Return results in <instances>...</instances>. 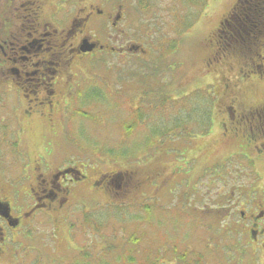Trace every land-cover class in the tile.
I'll return each instance as SVG.
<instances>
[{
  "label": "flooded vegetation",
  "instance_id": "obj_1",
  "mask_svg": "<svg viewBox=\"0 0 264 264\" xmlns=\"http://www.w3.org/2000/svg\"><path fill=\"white\" fill-rule=\"evenodd\" d=\"M134 4L135 0H0V264H12L18 256L16 245L35 215L68 216L84 197L105 203L127 196L131 187L138 195L156 177L170 185L171 193L188 184V177L196 179L193 189L188 185L182 190L181 200L207 207L240 235L255 263L264 264V40L239 71L226 68L208 132L211 136L217 128L219 134L202 139L199 146L194 145L199 140L190 142L185 154L169 159L162 151L148 167L124 170L90 168L57 155L66 104L83 63L95 58L106 68L112 62L118 68L124 61L139 62L146 56L139 40L118 33L134 14ZM222 25L220 21L208 35L216 41L210 59L221 60L217 48L222 49ZM211 140L230 154L206 175L202 168ZM182 157L190 161L185 167L180 165ZM192 161L196 169L185 171ZM214 182L219 184L210 200L215 208L204 202L205 187L210 189Z\"/></svg>",
  "mask_w": 264,
  "mask_h": 264
},
{
  "label": "rangeland",
  "instance_id": "obj_2",
  "mask_svg": "<svg viewBox=\"0 0 264 264\" xmlns=\"http://www.w3.org/2000/svg\"><path fill=\"white\" fill-rule=\"evenodd\" d=\"M142 1L155 6L154 10L150 11L151 19L147 21L148 24L153 23L152 15L155 19L163 17L171 22L165 27L171 39L177 38L176 31L187 20H181V16L189 17L198 13L199 16L188 32L178 40L175 51L166 58L160 55L159 48L151 51L155 57L161 56L157 58L158 62L148 59L151 56L149 53L145 56L146 59L139 62L124 61L118 68H115L116 64L113 62L106 68L100 59L95 58L91 60L92 62L86 60L83 63V72L77 76V85L73 86L69 95L71 102L66 104V135L63 132L57 139V155L60 159L68 160L70 157L74 161L79 160L76 163H85L90 168L98 166L103 170L125 169L137 165L146 166L147 162L157 153L163 151L166 158L175 159L178 152H185L190 142L199 140L195 144L199 146L201 139L206 138L201 134L200 136L191 135V133L199 132L197 127L193 126L191 131L179 133L176 137L162 136L153 145V139L157 136L148 127L150 124L152 126L153 120L163 117L159 112L161 110L150 109L148 112L145 106H149L147 101L154 95H149L147 92L151 90V93L154 91L162 93L165 88L166 96L173 101L172 104L177 102L176 107L171 108L172 111L165 109L166 119L169 115L171 118L175 117L180 109L183 110L181 113H187L190 106L191 108L193 106V111L195 110L197 114V101L207 104V99H209L207 96L216 94L215 88L218 90L219 85L222 84L217 72L218 66L223 68L230 66L231 73L238 70L243 63L242 59L237 62L234 58H246L231 51H223L221 60L209 58L216 48V41L207 38L220 25V21L225 24L220 29L228 38L229 34L226 31L228 25L236 33L240 32L245 35L248 32L247 27L241 23L243 20L235 18L232 13L237 0H209L206 7L198 8L187 1L183 3V7L179 4L180 8L174 11L172 10L174 0ZM139 2L140 0H135L134 14L130 16L128 22L121 25V31L119 30L118 33L121 32L130 40L140 38L139 43L148 47L146 40L148 38L140 30V23L142 18L145 19L149 15H142L140 9L136 11L135 7L139 6ZM173 14L178 18L173 17ZM153 27H147L146 32H150ZM138 33L144 35H141L143 38L139 37ZM240 38L248 39L245 36H240ZM245 51L248 52L247 49ZM211 74L214 75L211 76ZM251 75L255 73L251 72ZM93 93L97 95L93 97ZM79 112H85L86 115ZM155 112L157 113L154 114ZM87 114H91V119H88ZM138 119H140L138 130L129 134L131 125L133 128L134 120ZM162 123L166 127L167 122ZM200 131L204 130L200 129ZM69 137H72V141ZM212 147L210 146L211 151L205 158L202 172L213 173L215 167H219L229 151L225 146H219L216 149ZM215 161L218 163L213 165ZM188 162L190 161L184 157L180 158L181 166L185 167ZM187 167L185 171L188 172L196 169L195 161ZM115 181L117 183L118 179ZM152 181L150 185L144 184L138 195L133 187L129 189L127 196L132 194V197H125L123 200H126L124 205H128L130 209L122 206L123 212L119 220L113 214H106L104 218L109 219L111 227L104 229L100 237H96L100 231L97 223L100 221L101 228H103L104 221L94 217L89 225L84 226L79 222L84 221L85 217L82 218V216V219H79L80 216L76 212L83 211L82 206L94 209L97 203L91 198L81 200V204L73 208V212L76 213L72 212L67 219L62 216L53 219L44 213L35 215L25 227L27 235L23 236L22 241L16 245L18 256L12 264H72L64 261H70L75 257L80 242L83 243L82 249L85 254H89L91 261H94L97 256L105 260H110L109 257L113 256V260L116 259L118 263L125 264V255L130 254L129 251L126 253V249L132 244L130 238L136 235L131 234L132 230L139 231L142 225L141 222H136L137 206H133L144 200L151 205L152 222L142 225L147 238L140 246L151 245L150 247L154 248L177 246L182 250L188 248L194 258H196V252L202 253L206 264H254L252 256L238 242L237 232L234 229L231 230L230 227L228 228L230 232H228L212 214L199 208L194 200L196 195L192 203L188 204L181 200L182 190L188 185L190 190L193 189L196 179L192 180L188 177V184L184 183L182 188L181 186L176 187L174 193H171L170 185L165 184L162 177L153 178ZM205 181L208 182L207 177ZM218 185L214 182L210 189L205 187L204 202L213 208L217 207L216 203L210 200L217 194ZM108 202L111 205L118 204V200ZM83 215H85L84 211ZM198 220L202 225H197ZM71 222L77 223L72 225ZM142 233L145 235L143 230L139 235ZM89 245L90 249L87 251ZM108 247H111L110 252L107 251ZM79 251L82 252V250ZM137 258H141V253H138ZM76 262L86 263L85 260L78 259Z\"/></svg>",
  "mask_w": 264,
  "mask_h": 264
},
{
  "label": "trees",
  "instance_id": "obj_3",
  "mask_svg": "<svg viewBox=\"0 0 264 264\" xmlns=\"http://www.w3.org/2000/svg\"><path fill=\"white\" fill-rule=\"evenodd\" d=\"M174 1L175 2L172 5L173 11L180 8L179 4L183 7L184 6L183 3L187 2V1L190 5H194V7H196V8L204 7L207 5V2H208V0H200V1H202L201 3L198 0H174ZM202 4H204V5H202ZM154 7H155L154 5H152L150 3H145L142 0H140L139 9L141 11V14L142 15H149L145 19L142 18L141 23H140V30H142L144 32L143 34L147 35L145 37L148 38L146 40L148 42L149 50L152 51L156 48H159V50H161V51L165 50V53H163L162 56H163V58H166L177 47L179 37L181 35H183L189 28H191L193 26L194 22L197 20V18L199 16V13L198 14H192L189 17L188 16H181L180 17L181 20L182 19L183 20L187 19V20H186L185 24H183L181 26V28L176 31L177 38L171 39L170 35H168L169 32L165 31V27L171 23L170 21L168 22L163 17H158L157 19H155V18H153V15H152L153 23L151 22L148 24L147 21H150V19H151L150 11H151V9L154 10ZM234 11L241 12L239 19L243 20L241 23L247 27L248 32H247V34L243 35L240 32L235 33L234 30H232L229 27H226V31L229 34V38L227 35L223 36L224 39H222V41L219 42L222 49L220 50L219 49L220 47H219V48H217V51L219 53H220V51L237 52L240 55L245 56L246 54H249V52H251L254 49V46H252V45L255 43V41H257L256 37H259V38L264 37V0H239V1H237L236 5H235ZM197 12H199V11H197ZM173 17L178 18V17L174 16V14H173ZM152 26H154V27L150 30V32H146V28L152 27ZM148 34H151L152 36H149ZM142 36H144V35H142ZM240 36L248 37V39L240 38ZM165 44L167 46H165ZM247 45H250L249 48H247ZM246 49L248 50V52L245 51ZM160 57L161 56H158V58H160ZM241 67H242V65L240 66V68ZM162 93H165V88L163 89ZM161 97H162V100L158 104H155V108L157 110L171 109L172 107H174V108L176 107L177 102L172 104L173 101H171L169 99V97L166 96V93L163 94ZM202 103H203V106H205L203 116L205 117V122L207 123L209 120L208 116L210 114L209 113L210 102L207 99V104H205L204 102H202ZM182 111L183 110H181V109L177 111V116L179 118L171 120V122L173 121V125L171 127L175 128V127H178L181 125H186L187 122L191 120L190 114L189 113H181ZM178 121H179V123L175 124ZM174 124H175V126H174ZM136 126H137V122L133 124V129H132V125H131V130L128 131V133L131 134V132L134 130V128ZM181 127H182V129H187V126H181ZM159 130H161L162 132L158 133L157 137H161L160 135L168 136V132H169L170 128L164 126L163 128H159ZM153 141L155 142V141H157V139L153 140ZM123 154H124V151H123ZM122 206H126V205H124V204L123 205L122 204L121 205H115L114 204L111 206L107 205V206H105V208H101V211H103L105 213L110 212L112 214L111 210L123 211V210H121ZM126 207H127V209H129L128 205ZM141 209L147 213L146 214L147 218H149L151 216L152 208L148 204H143ZM102 216L103 215L95 216L93 214L88 213V214H85L84 221H81L80 223H81V225L86 226V225L90 224L91 220H94V217H98L99 220H104V226L103 227H106L109 225V223L107 224V221H105L106 219ZM101 226H102V223L99 221L97 223V227L100 228V231H101ZM143 237H145V235H142L139 238H134V237L130 238L132 240V244L128 249H126V253H127V251H129L130 254L125 255L126 256L125 264H161V263H164V259H166L167 256H165L164 253L160 254L159 253L160 249H157L155 251L153 247H150L151 245H148L149 247H147V248H146V246H140V242L143 239ZM82 247H83V245L80 246V249H79V247L77 249V251L82 250V252H80V251L78 252L80 257H77V258L74 257L75 259L73 258L70 261H64V262H68V263H72V264H80V263L76 262V260L78 259V260H85V262H86L85 264H120L116 261V259L113 260L114 258H111L110 260H105L104 258H95L94 261H91L89 254H85ZM108 248L109 249H107V250L110 252L111 247H108ZM140 248L143 249L144 254L141 256L140 259H138L137 255H138V252H140ZM77 255H75V256H77ZM178 257L181 260H183L184 262L188 261V263H189V261H190L189 260L190 257L187 254H181ZM195 261L197 262L198 260H195ZM197 264H201V263L197 262Z\"/></svg>",
  "mask_w": 264,
  "mask_h": 264
},
{
  "label": "water",
  "instance_id": "obj_4",
  "mask_svg": "<svg viewBox=\"0 0 264 264\" xmlns=\"http://www.w3.org/2000/svg\"><path fill=\"white\" fill-rule=\"evenodd\" d=\"M91 49V48H90Z\"/></svg>",
  "mask_w": 264,
  "mask_h": 264
}]
</instances>
